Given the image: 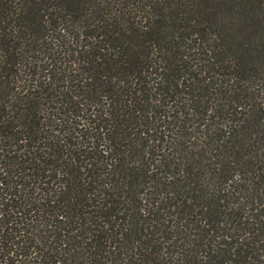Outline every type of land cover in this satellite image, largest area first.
Instances as JSON below:
<instances>
[{
    "label": "trees",
    "instance_id": "1",
    "mask_svg": "<svg viewBox=\"0 0 264 264\" xmlns=\"http://www.w3.org/2000/svg\"><path fill=\"white\" fill-rule=\"evenodd\" d=\"M0 264H264V0H0Z\"/></svg>",
    "mask_w": 264,
    "mask_h": 264
}]
</instances>
